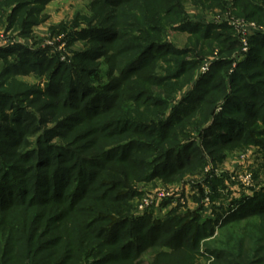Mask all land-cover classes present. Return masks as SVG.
<instances>
[{
    "label": "trees",
    "instance_id": "1",
    "mask_svg": "<svg viewBox=\"0 0 264 264\" xmlns=\"http://www.w3.org/2000/svg\"><path fill=\"white\" fill-rule=\"evenodd\" d=\"M49 1L0 0V21L28 35ZM187 3L225 7L90 0L71 22L86 25L71 64L0 48V264H145L154 248L146 264H264V187L204 220L177 209L135 216L128 203L133 179L180 180L249 146L264 158V33L243 52L227 23L187 21ZM232 5L264 28V0ZM169 28L188 34L183 48L164 39ZM215 48L221 56L198 70ZM28 73L44 87L16 79Z\"/></svg>",
    "mask_w": 264,
    "mask_h": 264
},
{
    "label": "rangeland",
    "instance_id": "2",
    "mask_svg": "<svg viewBox=\"0 0 264 264\" xmlns=\"http://www.w3.org/2000/svg\"><path fill=\"white\" fill-rule=\"evenodd\" d=\"M223 1L225 2L223 4L225 7L222 9H204L187 3L185 5L186 19L187 21H200L206 24L227 23L233 27L235 35L242 43L241 51L245 52L244 50L248 49L247 38L254 31L264 33V28L253 21H247L242 17L235 16L232 0ZM89 5L90 0H50L39 16L41 21L30 28L28 35H23L22 30L19 28L9 27L8 21L3 19L0 21V48H7L13 45L25 46L30 50L39 48L45 50L48 57H58L61 62L71 64L74 53L86 47V43L83 40L77 39L73 41L72 39L79 30L86 27L85 22L79 20L77 27H73L71 22L74 21L75 17L80 19L81 16L88 15ZM164 39L178 48H183L187 44L188 34L183 30L169 28L165 31ZM243 41L246 42V45H244ZM220 56V52L215 48L202 58V63L199 65L198 70H201L208 63L210 65L212 61L217 60ZM235 56L236 52L230 55L232 58ZM99 61L104 62V58ZM104 63L101 64V69L108 68L106 63ZM234 66L235 62L232 64V67ZM2 68L3 62L0 59V71ZM101 73L104 76L103 72ZM16 79L31 86L44 87V77L38 78L34 73L20 75ZM55 141L53 140V142ZM213 178L219 181V184L213 183L214 186L212 185L217 195L214 198L212 197L213 191L210 183ZM130 186L136 192L128 200L131 212L135 216L141 215L140 206L144 207L146 200L152 201L154 199L147 209L144 208L152 212L151 216L153 219H158L177 209L178 213L199 211L201 219L204 220L213 211L232 207V202L251 196L255 191H259L264 187V158L258 147L249 146L245 150L227 152L223 159L215 163L208 160L199 172L186 174L180 180L173 179L170 182H166L162 179L140 181L133 179L130 181ZM167 191L175 194V196L163 199L155 205L157 201L156 195ZM181 199L182 201H179ZM222 231L224 232L225 230L223 229ZM220 235L219 230H215L211 238L219 239ZM232 235L235 239L239 237L238 233ZM154 249L142 254L141 257L145 264L147 261L154 260L156 253ZM201 249L203 250V247ZM196 259V264H209L210 261L202 256H198Z\"/></svg>",
    "mask_w": 264,
    "mask_h": 264
},
{
    "label": "built area",
    "instance_id": "3",
    "mask_svg": "<svg viewBox=\"0 0 264 264\" xmlns=\"http://www.w3.org/2000/svg\"><path fill=\"white\" fill-rule=\"evenodd\" d=\"M243 42H244V41H243ZM244 45H246V42H244ZM244 51H246V49H245ZM208 65H209V63L206 64L204 67H202L201 72H206V71L208 70ZM156 196H157V197H156L157 201H156V204H155V205H157L158 202H160V201L163 200V199H168V198H171V197L173 198V196H175V194H172L170 191H167V192H160V193H158ZM156 199H155V200H156ZM175 199H177V198H175ZM152 201H154V199H152ZM152 201L146 200V201H145V205H144V207H143V206H140V207H141V208H140V209H141V213L144 212V211H147L146 209H147V207L150 206V203H151ZM179 201H182V199L179 200ZM144 208H146V209H144ZM148 211H149V210H148Z\"/></svg>",
    "mask_w": 264,
    "mask_h": 264
}]
</instances>
